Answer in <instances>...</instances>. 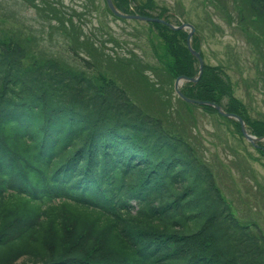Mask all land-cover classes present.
Wrapping results in <instances>:
<instances>
[{
  "label": "trees",
  "instance_id": "16d2710c",
  "mask_svg": "<svg viewBox=\"0 0 264 264\" xmlns=\"http://www.w3.org/2000/svg\"><path fill=\"white\" fill-rule=\"evenodd\" d=\"M114 3L123 13L171 22L167 9L151 13V0ZM248 4L264 17V0ZM151 25L168 74L196 77L188 33ZM44 57L29 59L18 38L0 39V264H264L263 231L240 223L212 169L182 135L113 79ZM214 70L205 64L184 94L240 115L264 137V124L251 122Z\"/></svg>",
  "mask_w": 264,
  "mask_h": 264
},
{
  "label": "rangeland",
  "instance_id": "374dc122",
  "mask_svg": "<svg viewBox=\"0 0 264 264\" xmlns=\"http://www.w3.org/2000/svg\"><path fill=\"white\" fill-rule=\"evenodd\" d=\"M151 1L153 15L167 9L174 25L196 28L205 64L232 85L251 122L264 124V17H255L248 0ZM12 37L23 43L29 59L45 56L113 79L196 149L240 223H256L264 233V153L230 119L179 98L151 23L114 16L106 0H0V39ZM258 143L264 149V139ZM16 264L31 263L22 258Z\"/></svg>",
  "mask_w": 264,
  "mask_h": 264
},
{
  "label": "water",
  "instance_id": "95a60500",
  "mask_svg": "<svg viewBox=\"0 0 264 264\" xmlns=\"http://www.w3.org/2000/svg\"><path fill=\"white\" fill-rule=\"evenodd\" d=\"M107 3L109 5V8L111 9V11L118 17H121V18H128V19H137V20H142V21H156V22H160V23H166L165 20H160V19H155V18H148V17H144V16H141V15H125L123 13H121L117 8L116 6L114 5L113 3V0H107ZM171 28L173 29H186V28H191L192 29V32L190 33V36H189V49L190 51L199 59V62H200V74L202 73L203 71V68H204V60L202 58V56L194 51V49L192 48L191 44H190V38L192 37L194 31H195V28L194 26H192L191 24H183L181 27H174L173 25H170ZM181 80H189L187 77H180L176 80V85H175V88H176V92L177 94L183 99L185 100L186 102H189V103H192V104H199V105H212L213 107H215L222 115L226 116V117H229V118H233V119H236L237 121L240 122L241 124V129H242V132L244 134V136L246 137V139L252 143H255V141L259 140L258 138H256L255 136L251 135L247 129H246V124L244 122V120L239 117L238 115H235V114H230V113H226L220 106L218 105H215V104H211V103H208V102H201V101H197L195 99H191V98H188L186 97L183 92L181 91L180 89V82ZM194 82L197 81V79H190Z\"/></svg>",
  "mask_w": 264,
  "mask_h": 264
}]
</instances>
